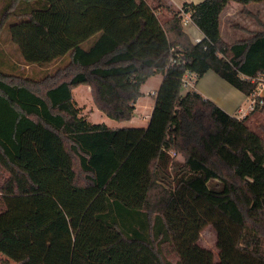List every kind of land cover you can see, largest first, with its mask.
<instances>
[{
	"label": "trees",
	"instance_id": "16d2710c",
	"mask_svg": "<svg viewBox=\"0 0 264 264\" xmlns=\"http://www.w3.org/2000/svg\"><path fill=\"white\" fill-rule=\"evenodd\" d=\"M263 1L204 0L176 10L146 0H8L0 38L7 29L27 65L67 56L68 63L41 80L0 71V252L18 264H264V136L246 118L179 88L140 207L131 208L108 195V184L145 128L92 124L73 98L88 86L98 110L131 121L141 86L179 54L184 63L171 72L213 71L264 113L256 96L264 23L227 43L220 21L231 2ZM183 14L201 43L183 31ZM171 152L183 158L174 174ZM208 226L217 259L200 245Z\"/></svg>",
	"mask_w": 264,
	"mask_h": 264
},
{
	"label": "crops",
	"instance_id": "0c3cea01",
	"mask_svg": "<svg viewBox=\"0 0 264 264\" xmlns=\"http://www.w3.org/2000/svg\"><path fill=\"white\" fill-rule=\"evenodd\" d=\"M152 7H157L161 2L165 3L166 5L176 9V10H182L183 6L188 4H198L204 0H146ZM257 7L255 9H251V4H248L247 6H243L237 2H231L226 6V8L223 10L220 16L221 21V36H222V29L226 28L228 29V32L230 30H237L241 27L247 28L245 25H243L241 22H239L237 19L240 17H243L244 15L241 13L244 8L248 9L251 12L258 13L260 11V8H264V1L263 3H258ZM262 12H264L263 9H261ZM185 15V16H184ZM182 27L183 31L187 34L190 42L192 44H196V40L203 38V33L196 27V25L189 19L190 17L186 14L182 15ZM248 18V16H245ZM226 23H229L226 25ZM224 26V27H223ZM251 31H254L255 29H249ZM5 33V31H4ZM3 34V33H2ZM8 41L6 43H9V46H15V48H18L13 42L12 38L7 31L6 33ZM223 38V36H222ZM1 39V38H0ZM247 39V38H245ZM223 40L226 41L224 38ZM237 41V40H236ZM0 41V48L4 49L3 43ZM235 42V41H234ZM7 50V49H6ZM6 59L10 66L13 67V64L10 62L13 61V58L11 59V55L6 54ZM0 71L4 72V70ZM6 73V72H5ZM179 79H180V71L174 70L170 73L169 76H165L164 74H157L151 78H149L142 86H141V93L142 97L138 99L135 105V112L132 120L135 118V115H138L143 120H146L148 122V126L145 127L146 133L144 138L146 139V135L150 133L152 128L156 126L158 121H156V118H160L161 113L163 114L165 104L166 102L171 101V107L173 104V98L175 96V93L180 88L179 87ZM150 80H157L156 84L154 86H149ZM88 92L91 94V88L86 86ZM195 92L199 93L204 99L210 100L214 102L217 106H219L224 112L229 114L232 117L236 118H242V111L247 112L249 109V106L251 102L254 100L253 96L248 97L244 93H242L240 90L233 87L231 84H229L226 80H224L220 75L213 71L207 72L202 77L198 78L196 85H195ZM181 94L183 95L185 92H182L180 90ZM155 93V94H154ZM256 96L261 97L264 99V84L259 89V91L256 93ZM148 99L146 102L145 100ZM79 107V105H78ZM80 108V107H79ZM97 108V107H96ZM171 109V108H170ZM146 110V112H144ZM248 115L246 118V124L248 127L259 134L260 136H264L263 128H264V113L260 111H248ZM243 119V118H242ZM257 120L261 121V123H257ZM131 122V121H130ZM263 122V123H262ZM91 123V122H90ZM92 124H103V123H92ZM106 125V124H105ZM165 125V123L163 124ZM108 126V125H107ZM112 129L116 128H125L128 126H117V127H110ZM142 128V127H138ZM136 152L139 154H136ZM143 159V151L142 149L137 150V148L133 151V153L130 155V157L124 162V164L121 166V168L116 172L114 175V178L111 179L109 184L111 182H119L123 183L122 185L125 186L124 182V171L127 169V166L129 167L132 164L137 165L138 161L141 162ZM124 170V171H123ZM118 176V180H116V177ZM108 184V186H109ZM119 186V185H118ZM116 189V188H115ZM118 189V188H117ZM115 195V191L108 192V195ZM109 195V196H110ZM111 197V196H110ZM112 198V197H111ZM113 199H117L121 201L123 204H125L128 207L131 208H139L137 204L134 205L135 201H124L122 199L114 197ZM131 200V199H130ZM139 201V200H138ZM139 203V202H138ZM131 205V206H130ZM134 205V206H132ZM218 258V255L216 256ZM216 258V259H217Z\"/></svg>",
	"mask_w": 264,
	"mask_h": 264
},
{
	"label": "rangeland",
	"instance_id": "374dc122",
	"mask_svg": "<svg viewBox=\"0 0 264 264\" xmlns=\"http://www.w3.org/2000/svg\"><path fill=\"white\" fill-rule=\"evenodd\" d=\"M7 2L8 0H0V14L3 8L5 7V5L7 4ZM258 3H263V2L251 3L250 6L251 9H255V7L259 5ZM261 9L264 10V8H260V11L258 12L259 14L258 18L257 17L254 18L252 15H246L241 11V13L244 16L237 19L247 28L255 29L254 31H251L243 27L233 31L230 30V32H228V29L226 28L222 29V36L226 41H228L227 43H234V41L236 40L237 41L244 40L245 38L248 39L251 36V32L262 31L263 28L258 23L259 19L264 23V12H262ZM252 13L257 14L254 12ZM245 16H248V18ZM13 21H15L14 17L10 20L9 23ZM228 24L229 23H226V25ZM4 31L0 39V41H2L1 43L5 44L4 49L0 48V69L4 70V73L6 72L5 74L13 75L16 77L21 76L30 79L41 80L46 75L55 73L58 67H64L68 63V56H67L63 59L58 60L56 63L50 65H45V66L27 65L21 56L19 48H15V46H11L10 48L9 43H6V41H8L9 39H7L8 36L6 34L7 29ZM6 54L11 55V59L13 58V61L10 62L11 64H13V67L9 65L6 59ZM169 75L170 74H168L167 76ZM156 81L157 80H150L149 86H154L156 84ZM181 91L185 92V90L183 89H181ZM192 91L194 92V90ZM73 98L74 101L77 103V106L79 105V107L81 108L82 115L86 116L87 120L91 123H103L110 127H117L124 125L128 127L145 128L149 125L146 120H143L138 115H135V118L131 120V122L130 121L119 122L107 117L103 112H101L96 108L92 99V95L90 94V92H88L86 86H80L75 88L73 90ZM145 101L147 102L148 99H146ZM166 107L167 109H164L163 114L161 113L160 115V118L158 117L156 118L158 124L152 128V130L148 135H146V139L140 141L137 146V150L142 149L143 151V159L141 160V162L138 161L137 165L132 164L129 167L127 166V169H125V171L123 170L125 173L124 174L125 186L123 185L121 186L122 182L119 184V186L118 184L113 182L109 184L108 192L115 191V195L109 194L112 198L116 197L124 201H135L134 205L137 204L136 207H138L141 204V200L145 192V184L149 180L151 175V170L153 169L152 168L153 161L158 148L157 145L159 144V141L163 134V130H164L163 124L166 122L168 113L171 108V101L166 102L164 108ZM144 112H146V110ZM257 123H261V121L257 120ZM136 154L138 153L136 152ZM182 161H183L182 156L178 154L176 157L172 158L173 167L170 168V173L173 174L176 173L177 172L176 169L178 168V165L182 163ZM116 180H118V176L116 177ZM212 186H214V182L212 183ZM216 243H217L216 231L212 226H208L201 233L200 245L202 247L210 249L214 253V256L216 257L219 253L216 247ZM0 264H18V263H16L15 261H13L12 259H10L9 257H7L6 255L0 252Z\"/></svg>",
	"mask_w": 264,
	"mask_h": 264
},
{
	"label": "built area",
	"instance_id": "2783aa9c",
	"mask_svg": "<svg viewBox=\"0 0 264 264\" xmlns=\"http://www.w3.org/2000/svg\"><path fill=\"white\" fill-rule=\"evenodd\" d=\"M185 16V15H184ZM183 17V16H182ZM190 19V18H189ZM205 37L203 38H200V39H197L196 40V44H199L202 42V40L204 39ZM180 63H184V61L181 60L179 54H173L171 57H170V60H169V65L168 68L166 69V72H165V76L167 77L168 74H170L171 70H173L171 67H174ZM199 76L197 73L195 72H192L190 70H187L185 72H183L180 76V79H179V85H180V88L185 90L186 92H190L192 90L195 89V85H196V82L198 80ZM155 94V93H154ZM257 102L256 100H253L249 106V109L247 110V112L245 111H242V118H245L248 114V111H253L255 110V106H256ZM260 105H263V101H260L259 102ZM241 118V119H242ZM171 156L172 157H176L177 154L174 153V152H171Z\"/></svg>",
	"mask_w": 264,
	"mask_h": 264
}]
</instances>
